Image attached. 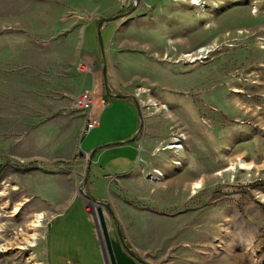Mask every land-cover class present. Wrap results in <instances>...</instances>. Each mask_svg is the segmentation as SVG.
I'll use <instances>...</instances> for the list:
<instances>
[{"label":"rangeland","instance_id":"374dc122","mask_svg":"<svg viewBox=\"0 0 264 264\" xmlns=\"http://www.w3.org/2000/svg\"><path fill=\"white\" fill-rule=\"evenodd\" d=\"M133 1L0 0V264H105L86 152L140 123L84 191L140 264H264V0Z\"/></svg>","mask_w":264,"mask_h":264},{"label":"water","instance_id":"95a60500","mask_svg":"<svg viewBox=\"0 0 264 264\" xmlns=\"http://www.w3.org/2000/svg\"><path fill=\"white\" fill-rule=\"evenodd\" d=\"M137 1V0H134L133 3ZM134 7H132L130 9L129 12H131L133 10ZM109 20L110 19V16H107V18H102L100 17L99 20H98V27H97V32H98V37H99V46H101V54H100V58L102 59V68H101V73L103 74V78H104V83L106 81V73H105V68H106V64H105V59H104V51H103V46L101 44V35H100V32H99V27L101 26V21L102 20ZM114 96H118L119 98H124V97H128V98H132L131 95L129 94H118V93H114L113 94ZM133 101H135L133 99ZM137 105V104H136ZM138 108V106H137ZM141 124V123H140ZM140 124H139V129L136 131V134L135 135H132L128 138H126L125 141H117L116 143H121V144H124L126 142H130L132 141V139L134 140L136 138V135H138L139 133V130H140ZM108 146V144H105ZM100 147V146H99ZM99 147L95 148V149H91L88 153L89 155V159H88V163L86 164V171H85V177H83L82 179V184H80V195L83 197V201H84V204H83V207L85 208L86 206H89L90 209H87L86 212L87 213H90L92 215V221L93 223L95 224V227H96V236L98 237V240H99V247H100V250L102 252V256H103V263L105 264H117L116 261H115V253H114V249H112V240H111V236L109 234V226L106 222V219L104 218L105 217V212L104 210L102 209V206L104 205V207L106 209H108L109 213L112 212V208L109 206V202H107L106 200L104 199H97L95 198V196H92L85 191V184H86V177H87V173H88V165L89 163H91V158H92V154L94 153L95 150H97ZM121 226L118 224L117 225V235L119 236V239L120 241L123 243V246L124 248L129 252L131 253L134 258H136V260H138L139 262H142L144 263L145 261H143L140 256H138V254H136V252L132 249V248H128L125 244V239H124V235H122V232H121Z\"/></svg>","mask_w":264,"mask_h":264},{"label":"crops","instance_id":"0c3cea01","mask_svg":"<svg viewBox=\"0 0 264 264\" xmlns=\"http://www.w3.org/2000/svg\"><path fill=\"white\" fill-rule=\"evenodd\" d=\"M102 108V107H101ZM99 122H100V119H99ZM99 122H98V124H99ZM98 124H97V126H95V127H93V128H91V129H95L96 127H98ZM90 129V130H91ZM84 133V132H83ZM84 136V135H83ZM114 140V139H113ZM118 144H120L121 146H124V145H126V144H129V145H131L130 146V148H134V146H136L137 144V146L136 147H139V148H136L135 150H137V151H139V153H140V150L142 149V147H143V144H144V141H143V139H140L139 141H137L136 139H132V141H130V142H126V143H124V144H121V143H116V142H112L111 144H108V146L107 145H103V146H100L97 150H95L94 151V153L92 154L93 156H92V158H91V163H89V169L90 170H96V169H98L96 166H95V163H96V155H102V154H104V155H106V154H108L109 155V159H110V161H113V160H117V159H122V154H120V151H118L117 150V148H115V150L113 149V150H111V148L112 147H114V146H117ZM86 149H88V148H86ZM109 149V151H107ZM78 153H79V155H81V154H86L87 153V155H88V153H89V151H87L86 153H84V152H80V150H78ZM89 156V155H88ZM125 157V156H124ZM90 157H88V159H89ZM109 163V162H108ZM88 182H90V181H88ZM90 185H91V182H90ZM93 196V195H92ZM98 197V196H97ZM99 198V197H98ZM103 199V198H102ZM84 208V207H83ZM55 215V214H54ZM56 215H58V214H56ZM116 258H115V261H116V263H118V264H140V262H138V260H135V259H133L132 257L130 258V256H128L127 254H125L124 253V250L122 249V251H119L118 250V252L116 253V256H115Z\"/></svg>","mask_w":264,"mask_h":264},{"label":"built area","instance_id":"2783aa9c","mask_svg":"<svg viewBox=\"0 0 264 264\" xmlns=\"http://www.w3.org/2000/svg\"><path fill=\"white\" fill-rule=\"evenodd\" d=\"M92 94H91V92H83L82 94H80V95H77L76 97H75V100L77 101V103H78V105L79 106H84V105H89V104H91V102H92V107H93V105H94V100H92V96H91ZM104 104H106V101H104V100H102V106H104ZM101 106V107H102ZM99 110H97V112H95V111H92V110H90L89 111V116H88V118H87V120H86V122L84 123V132L86 131V130H89V129H91V128H93V127H95V126H97V124H98V122H99ZM172 139L170 140V141H168L167 142V145L166 146H164V147H161V148H163V149H170L171 151H172V149H173V151L172 152H178L179 153V150H175L174 148H172V147H167V146H170V145H172L171 143H173V144H175V145H180L181 144V141L178 139V138H174V137H171ZM181 146H182V144H181ZM180 150H181V147H180ZM170 151V152H171ZM157 170V169H156ZM159 173H161L160 171H159Z\"/></svg>","mask_w":264,"mask_h":264},{"label":"bare ground","instance_id":"6f19581e","mask_svg":"<svg viewBox=\"0 0 264 264\" xmlns=\"http://www.w3.org/2000/svg\"><path fill=\"white\" fill-rule=\"evenodd\" d=\"M196 1H198V0H196ZM207 51V50H206ZM203 52V51H202ZM204 53V52H203ZM201 54V53H200ZM172 145H170V146H167V147H172V148H174V149H176V150H180V147H181V144L180 145H175V144H173V143H171ZM239 165V167H244V169H246V168H249V165L248 164H246L245 162H241V163H239L238 164ZM235 168V165H233L232 167H231V169H234ZM199 186H201V184H200V181L199 182H196L195 184H194V188H195V190H196V188L198 187L199 188ZM44 217H45V215L43 214V213H38L37 215H36V219H34V221H32L31 222V225H32V227L34 228V229H39L41 226H42V222H43V220H44ZM37 236H38V234H33V236H32V239L33 240H35V239H37Z\"/></svg>","mask_w":264,"mask_h":264},{"label":"trees","instance_id":"16d2710c","mask_svg":"<svg viewBox=\"0 0 264 264\" xmlns=\"http://www.w3.org/2000/svg\"><path fill=\"white\" fill-rule=\"evenodd\" d=\"M112 218H113V222H115V224H118V222H117V219L115 218V215L112 213ZM117 237V239H118V242L119 243H121L120 242V240H119V238H118V236H116ZM111 240H112V237H111ZM115 243H114V240H112V249H114V253H115V256H116V249H115V245H114ZM145 263H147V262H145Z\"/></svg>","mask_w":264,"mask_h":264},{"label":"flooded vegetation","instance_id":"af4514ba","mask_svg":"<svg viewBox=\"0 0 264 264\" xmlns=\"http://www.w3.org/2000/svg\"><path fill=\"white\" fill-rule=\"evenodd\" d=\"M112 213L115 215V218H116V214L114 213V211H113V209H112V212L110 213V216H111V219H112V221H113V216H112ZM117 219V218H116ZM117 222H118V220H117ZM114 224H115V222H114ZM118 224L121 226V224H120V222H118ZM118 224H115L116 225V230H117V225ZM122 228V227H121ZM121 232H122V230H121ZM115 234L117 235V232L115 231ZM118 236V235H117ZM118 238H119V236H118ZM125 239V238H124ZM120 240V239H119Z\"/></svg>","mask_w":264,"mask_h":264}]
</instances>
